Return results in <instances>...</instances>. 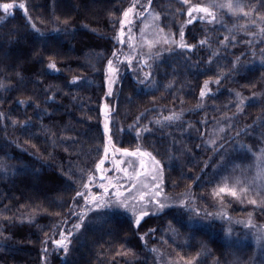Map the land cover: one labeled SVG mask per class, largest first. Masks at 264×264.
Listing matches in <instances>:
<instances>
[{
    "label": "trees",
    "instance_id": "obj_1",
    "mask_svg": "<svg viewBox=\"0 0 264 264\" xmlns=\"http://www.w3.org/2000/svg\"><path fill=\"white\" fill-rule=\"evenodd\" d=\"M132 2L0 0L27 8V16L15 7L0 20V264H157L147 246L181 264H263L249 237L227 242L225 220L264 223V189L252 203L249 185L253 153L264 146V38L247 33L264 20V0H241L248 15L237 27L185 23L180 0H150L160 27L175 38L183 30L192 49L154 55L146 87L125 65L115 96L106 97L108 61L123 48L113 37ZM205 81L216 84L201 99ZM105 103L115 105L112 144L151 153L164 193L188 195L194 211H149L139 228L119 210L90 212L69 252L44 262L47 240L72 218L77 192L102 158ZM169 113L179 118L159 122ZM228 186L246 191L220 192ZM206 211L222 218L195 219Z\"/></svg>",
    "mask_w": 264,
    "mask_h": 264
},
{
    "label": "rangeland",
    "instance_id": "obj_2",
    "mask_svg": "<svg viewBox=\"0 0 264 264\" xmlns=\"http://www.w3.org/2000/svg\"><path fill=\"white\" fill-rule=\"evenodd\" d=\"M186 7L185 12L187 13L192 7H207L209 11L213 13L212 16H208L206 14L194 13L190 18L189 15L185 19V23L189 22L190 19H199V20H209L213 18L215 22L218 24H224L225 26L237 27L238 25L243 24L242 21H238V17L244 15L243 9L241 11H235L233 9H229L227 5L229 3L239 2L242 7L241 0H202L201 3H195L192 0H180ZM215 2L217 5H224L223 7H211L210 5ZM19 5V4H14ZM134 10L129 13V17L125 22L124 27V43L123 48L118 49L115 53V56H112L110 60L113 61L115 66L119 67V75L124 70L125 65L128 66L131 71L134 73L133 76L135 80H137L140 84H145L147 86L150 80V61L154 55L160 54L162 52H170L174 50L180 44V36L174 37L173 33L165 32L159 25V15L151 8L150 0H133L132 4L129 8H133ZM128 8V9H129ZM127 9V10H128ZM11 10V9H10ZM5 13L2 10V15L0 20L5 18L9 13ZM230 18H229V17ZM125 20V18H123ZM122 20V21H123ZM33 27V24H31ZM251 26H255L254 29L249 30L247 33L250 37L255 38H264V20L260 22H252ZM255 40V39H254ZM167 41V42H166ZM126 60H131V64L126 63ZM107 72V67H106ZM145 73H149L147 78H145ZM109 77L107 76V79ZM208 90L210 93L212 92V85L216 84L214 81H208ZM147 83V84H146ZM205 83V82H204ZM204 83L201 87V90L204 88ZM106 87L107 83H106ZM200 90V91H201ZM206 96V95H205ZM204 96V97H205ZM203 97V98H204ZM201 99H203L200 96ZM168 117H178L179 114L169 113L165 116H162L159 119V122H169L176 119H167ZM109 119V118H108ZM223 127L218 125L217 131L219 132ZM210 132H213L212 130ZM214 133H216L214 131ZM109 140V139H108ZM108 140L105 143V147H108V154L105 156L104 150L102 154V158L105 160V164L102 165L103 171H100L97 168L95 172L89 177L83 189L80 192H87L86 197H79L73 205V215L72 218L59 224L54 234L47 240L43 253H44V262H46L47 257L56 252L62 258V251L55 244L56 240H59L61 237V233H72V235H76L79 229L74 230L73 225L79 223L75 217L77 214L84 215V220H86L87 215L90 213L88 206L85 203V200L88 197L96 196L99 197L102 194L107 196V194L103 193V189L100 187L101 180L104 178V184L106 187L110 189L112 187L118 186L119 191L123 195H127L125 189H130L134 184L136 185V190L133 192V195L137 198V205L139 206V197L143 196L145 199L143 200V204L147 206V210L150 212L157 213L156 208L149 202V197H152L154 200L155 197L153 193L156 191V186H160L159 196L162 202H166L171 206H180L181 202L187 204L188 195H170L166 194L162 188L163 182V172L162 167L159 162V171L154 163V161H158L151 153L142 148H137L131 151H137L141 153H149L150 156H127L122 153V149L114 146L112 143L109 144ZM128 150V149H127ZM264 153V146L260 147L259 150L254 154V166L253 173L249 180L250 188L253 189L254 195L250 197L251 201H256V196L259 190L264 189V162H262L259 158ZM154 158V160L152 159ZM100 159V160H101ZM141 162H143V168H141ZM154 176H158V179L153 180ZM87 186V188L85 187ZM226 189H234L237 194L241 192H245L246 190L243 187H223ZM227 193H230L226 191ZM236 194V195H237ZM116 193L112 192L111 196L115 198ZM132 200V197H129V201ZM124 212L128 215L132 221H134V217L131 216L126 210L121 208H110ZM207 213V216L203 218L207 219H221V213H215L212 211H206L199 214L195 219H201L202 214ZM86 214V215H85ZM139 213H137L138 215ZM226 228H225V238L227 242L232 245L238 244L242 239L250 238L254 244L255 248V256L263 258L264 264V223L255 222L251 218L245 219H237L233 217H226ZM230 229V232H229ZM150 251H152L155 255V259L157 264H181L173 259L166 258L162 255L161 251H158L155 247H148ZM253 264H259L254 262Z\"/></svg>",
    "mask_w": 264,
    "mask_h": 264
},
{
    "label": "snow or ice",
    "instance_id": "obj_3",
    "mask_svg": "<svg viewBox=\"0 0 264 264\" xmlns=\"http://www.w3.org/2000/svg\"><path fill=\"white\" fill-rule=\"evenodd\" d=\"M211 7H223L224 5H217L215 2H213L211 5ZM15 7H19V9L23 10L25 13V16H27V8L26 5L24 3H20L18 6L11 4V3H4L2 5H0V8L3 9V11L5 13L9 12L10 9H14ZM227 7L229 9H233L235 11H241L242 7L241 4L239 2L236 3H229L227 5ZM134 10V6L133 8H129L127 11H125L123 13L125 20L120 22V31L118 33V35H116L115 37H113V39L115 40V42L117 44H123L124 41V27H125V22L127 21V18L129 17V13L132 12ZM194 13H200V14H206L208 16H212L213 13H211L209 11V8L207 7H192L189 9L188 15L191 18L193 16ZM244 15H248V13H245ZM192 19L189 20V23H192ZM34 30L40 34L41 36H43V33L39 32V29H35V26L33 25ZM231 31V30H229ZM262 31H264V29H262ZM184 37L185 34L183 32V30H181L180 32V44L179 47L181 48H187L189 51L192 49V46H188L184 43ZM227 39V38H226ZM167 42V41H166ZM203 43V41L201 42ZM116 53H113V56H115ZM262 56H264V53H261ZM237 61H239V58H237ZM128 64H131V60H126L125 61ZM262 63H264V60H262ZM50 69L55 70L56 69V65L50 64L48 66ZM106 75L109 77L106 81L107 83V92H106V97H113L115 96V92H114V87L117 83V81L120 79L119 76V67L115 66L112 60L108 61L107 64V73ZM149 75V73H145V78H147V76ZM208 81H205L204 83V88L200 91V96L203 98L205 95H210V91L208 90ZM217 84L220 83L219 80L216 81ZM3 85H0V87H2ZM237 96H239V93H237ZM243 102V101H241ZM111 114L110 111V105L108 103H105L103 105V110H102V115L104 117V123H103V132L106 136L109 137L108 143L111 144L112 140H111V131H110V122H109V115ZM167 119H178V117H168ZM237 135H239V133H237ZM137 136H139V132H137ZM122 153L124 155L127 156H145L148 155L150 156L149 153H141V152H137V151H129L127 149H122L121 150ZM104 154L105 156H107L108 154V147L104 148ZM154 160V158H152ZM262 162H264V153H262V155L259 158ZM157 170L159 171V161H154ZM105 164V160L101 159L99 164L97 165V168L100 171H103L102 165ZM141 168H143V162H141ZM264 175V174H262ZM69 179H71V177H69ZM156 179H158V176H154L153 180L155 181ZM264 182V181H262ZM237 183H239V181H237ZM87 188V186H85ZM100 187L103 189V193L107 194V196L105 195H101L99 197L96 196H92V197H88L85 200L86 205L88 206V209L90 212H94V211H101V210H107L113 207L116 208H121L126 210L128 213L131 214L132 217H134V224L137 228H139V226L141 225L143 219L149 215V211L147 210V206L143 204V200L145 199L143 196L139 197V206L137 205V198L133 195V192L136 190V185H132L130 189H125V191L127 192V195H123L120 191H119V187L115 186L112 187L111 189L109 187H106L104 184V178H102L101 180V185ZM230 192V194L232 196H236V191L234 189H226V188H221L220 192ZM115 192V198H113L111 196V193ZM159 192H160V186L157 185L156 186V191L153 193V196L155 197V199L153 200L152 197H149V202L156 208V210L158 212H164V210L168 207H171V205L167 204L166 202H162L160 196H159ZM77 196L79 197H86L87 196V192H77ZM129 197H132V200L129 201ZM252 203H255V201H252ZM181 207H187V205L184 204V202H181ZM187 211L189 213H191L192 211H194L191 207H187ZM137 213H139V215H137ZM86 215V214H85ZM77 220H79V223H76L73 225V229H82L84 227L85 224V220H84V215H79L77 214L75 217ZM188 224H191V220L188 221ZM230 232V229H229ZM72 238L73 235L72 233H68L67 235H65V233H61V237L59 240L55 241V244L57 245V247L64 252L65 254H67L69 252V248L72 242Z\"/></svg>",
    "mask_w": 264,
    "mask_h": 264
},
{
    "label": "water",
    "instance_id": "obj_4",
    "mask_svg": "<svg viewBox=\"0 0 264 264\" xmlns=\"http://www.w3.org/2000/svg\"><path fill=\"white\" fill-rule=\"evenodd\" d=\"M199 7V6H198ZM189 12V11H188ZM188 12H187V14H188ZM103 110V109H102ZM115 111V105H114V107H113V110L111 111V113H113ZM139 215V214H138Z\"/></svg>",
    "mask_w": 264,
    "mask_h": 264
}]
</instances>
